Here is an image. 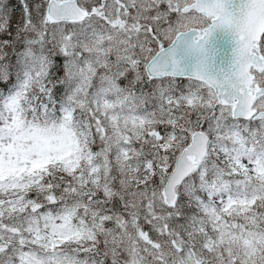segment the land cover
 Here are the masks:
<instances>
[{
	"label": "snow or ice",
	"instance_id": "snow-or-ice-1",
	"mask_svg": "<svg viewBox=\"0 0 264 264\" xmlns=\"http://www.w3.org/2000/svg\"><path fill=\"white\" fill-rule=\"evenodd\" d=\"M0 264H264V0H0Z\"/></svg>",
	"mask_w": 264,
	"mask_h": 264
}]
</instances>
